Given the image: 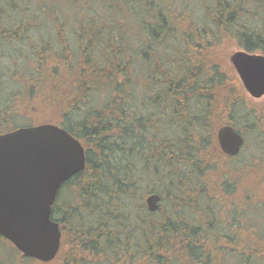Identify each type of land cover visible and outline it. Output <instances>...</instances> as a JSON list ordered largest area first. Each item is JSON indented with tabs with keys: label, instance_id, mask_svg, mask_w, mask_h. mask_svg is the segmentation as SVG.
<instances>
[{
	"label": "trees",
	"instance_id": "trees-1",
	"mask_svg": "<svg viewBox=\"0 0 264 264\" xmlns=\"http://www.w3.org/2000/svg\"><path fill=\"white\" fill-rule=\"evenodd\" d=\"M225 42L264 55V0H0V135L28 116L86 151V169L53 207L61 251L39 263L264 257L262 228L221 217V203L234 216L237 195L254 197L248 177L264 181V157L219 166L212 152L213 126H235L246 103L234 71L215 60Z\"/></svg>",
	"mask_w": 264,
	"mask_h": 264
},
{
	"label": "water",
	"instance_id": "water-1",
	"mask_svg": "<svg viewBox=\"0 0 264 264\" xmlns=\"http://www.w3.org/2000/svg\"><path fill=\"white\" fill-rule=\"evenodd\" d=\"M246 92L264 97V55L239 50L230 56ZM220 151L236 157L245 138L232 125L216 132ZM81 141L55 124L20 127L0 135V237L12 243L24 258L54 261L62 247V230L52 219L62 187L86 169ZM161 196L146 200L150 212L159 209Z\"/></svg>",
	"mask_w": 264,
	"mask_h": 264
},
{
	"label": "rangeland",
	"instance_id": "rangeland-1",
	"mask_svg": "<svg viewBox=\"0 0 264 264\" xmlns=\"http://www.w3.org/2000/svg\"><path fill=\"white\" fill-rule=\"evenodd\" d=\"M139 39L140 37L138 36H135L132 38V40H136L134 41L136 45L138 44ZM239 50L240 48H238L234 42L232 43L225 42L222 45L221 49L218 51V54L215 56V60L221 63V65L223 66V69L225 68V65H226V67L228 66V68L234 71L235 73V74L233 73L234 78H236V76L238 77V75L230 62V56ZM228 78H229V81L233 85L232 87L236 88L238 91V95L241 96L242 94L239 92V89L237 88V85L235 84L232 75ZM244 94H245L244 96L246 97L245 98L246 103L244 104L242 111L239 112L237 116L238 122L235 123L234 127L245 138V145L240 155L230 160L228 159V157H226V155H224L220 151V149L218 148L217 140H216L215 145L212 144L211 148H212V152L215 153V156H214L215 162L219 164V166H223L225 162L227 165H234V164L238 165L239 164L238 162H245V161L252 160L253 156L255 155H257V157H260V156L264 157V119H263L264 117V97L260 99L252 98L246 92L245 89H244ZM102 96L104 95H101L100 97ZM249 111L252 113L251 115H248V113H250ZM247 115L248 117L245 118V116ZM258 117H261L260 119L263 120V123H261V125H258L257 131L255 130V128L252 131V129H250L249 126L252 124L254 119ZM32 119L26 116L25 118H21L20 121L19 122L17 121L14 125H20V127H28V126L39 124L37 120L35 119L32 120ZM213 130L216 136L217 129L215 126H213ZM208 181H209V177H208ZM209 184L211 185V183ZM246 185H252V187L254 188L252 195H254V197L251 199H246L244 197V200H243V195H237V198L239 201H241V204H240V207L236 205L237 206L236 209L240 211L237 212L236 210L235 211L236 215L234 216H230L232 212H231L229 205L226 203H223L222 205L221 203L220 205L224 207L221 217L223 220H225L230 225L234 222V225H236V227H239V230L241 231H242L243 226H247L250 228V225L248 224L249 222L253 224L258 230L262 228L261 230L264 231V181L263 182L259 181V178L250 179L248 177ZM63 192L66 194H69V191L67 189H65V191ZM67 197L68 195H62V200L64 198L67 199ZM184 213H188V216H189L188 210H185ZM197 216L200 219L199 222L205 221V214L201 212L200 210L197 212ZM0 243H1L0 258L1 257L9 258L10 261L15 260L13 262H15L16 264H41L37 260L24 258L21 255V253L9 241L7 242L5 239L4 240L0 239ZM216 256L217 254H213L212 258L214 259L216 258ZM3 263L9 264L10 262L4 261ZM252 264H255L253 260H252Z\"/></svg>",
	"mask_w": 264,
	"mask_h": 264
},
{
	"label": "flooded vegetation",
	"instance_id": "flooded-vegetation-1",
	"mask_svg": "<svg viewBox=\"0 0 264 264\" xmlns=\"http://www.w3.org/2000/svg\"><path fill=\"white\" fill-rule=\"evenodd\" d=\"M240 203L241 201H237L236 205L240 207ZM235 205V204H234ZM237 212L238 209H236ZM224 246H229V241L228 240H224L222 241ZM234 243H238V241L234 242ZM229 251H233V248L231 249H226L225 251L228 252ZM224 252V251H222ZM249 260H253L255 262V264H264V257H242V256H228V255H224V256H217L216 258H209L208 257V261H210L208 264H248L247 261ZM250 264V263H249Z\"/></svg>",
	"mask_w": 264,
	"mask_h": 264
},
{
	"label": "bare ground",
	"instance_id": "bare-ground-1",
	"mask_svg": "<svg viewBox=\"0 0 264 264\" xmlns=\"http://www.w3.org/2000/svg\"><path fill=\"white\" fill-rule=\"evenodd\" d=\"M156 194V193H155Z\"/></svg>",
	"mask_w": 264,
	"mask_h": 264
}]
</instances>
